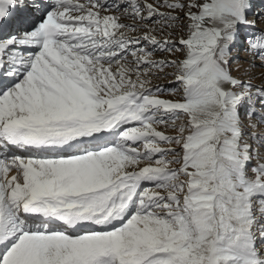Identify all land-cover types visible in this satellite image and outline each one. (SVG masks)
<instances>
[{"label": "rangeland", "instance_id": "obj_1", "mask_svg": "<svg viewBox=\"0 0 264 264\" xmlns=\"http://www.w3.org/2000/svg\"><path fill=\"white\" fill-rule=\"evenodd\" d=\"M55 1L57 2L59 0ZM76 1L78 2L74 3V5L78 7V9L72 10L73 14L85 20V22L80 25L76 23V25L72 24L68 29L71 28L70 30L72 31L76 30L75 32L77 33L82 30L86 31L84 33L85 35L82 33L79 34V39H85L81 37L83 35L90 36L89 40L96 39V42L91 44H89V40L87 42L83 41L82 44L79 45V51L85 49L90 50L88 54L92 56L93 60H96L90 64L89 69L97 73L98 76L96 77L98 79L102 77V82L104 83H99L100 85L96 86L92 84L96 82V80L91 79V81L94 80L92 83H90V81L86 82L88 87L85 83L81 84L83 80L79 77L80 74L73 73L71 67L68 65L69 63H64V61L60 60L45 65L40 61L41 58L38 60L36 57L33 61L32 69H35V67L45 69V74L49 75L48 79H54V81L61 79L62 74H64V76L66 75V84L76 86L79 90L81 87L85 86L90 88L89 91L84 90L87 97H94L99 103H97L98 107L104 110L108 108L107 102L113 99V96H120L119 93L122 94V92L133 96L139 91H141L140 93L142 94L145 89L155 87L154 95L169 96L178 94L180 97L183 95H181V92L184 93L185 85L182 82V78L187 77L189 73L186 64H188L190 59V45H188L189 42L182 43L180 39L176 41L177 38L172 40L170 34H175V37L188 35L189 38V35L194 32L196 23L201 22L196 16V13L205 5L207 0H86L87 3H85L86 1ZM88 1L94 2L88 3ZM4 6L5 8L2 15L6 16L8 11L6 5ZM82 6L88 7L84 9ZM257 7L264 11V5L260 4V6ZM257 7H251V4L246 6L245 3L242 2L240 9L241 21L230 24L224 28L220 27L219 36H216L214 30H212L216 38L212 51L213 55L216 60L224 64L226 75L237 83V88L234 89L236 94H234L233 97L238 98V100L236 102L237 104L230 112V117L234 118V122L238 127L232 129L228 126L225 134L218 135L209 141L205 138V135H207L206 132H210L212 126L217 125L219 122L218 120L225 117L226 107L220 108L218 120L216 119L210 123H201L199 126L188 119L184 114H167L162 111H154L148 113L146 118L143 117L140 120L131 119L129 122L123 123L116 131L118 135L115 141L110 145L121 151L124 164L128 162V165L125 164L121 167V172L117 171L119 175L122 173L120 177L130 174V181L128 184L138 182V186L136 187L139 189L138 193H143L145 196L140 199L138 193H136L137 195L135 193L132 195L130 200L132 204L131 208H134L133 212L140 210L141 205L138 203H146V213L150 212L148 213L149 218L151 220L154 219L152 221L156 222V224L163 225L166 229L165 233L160 235H164L168 240V251H171V246H175L174 248L179 251L186 249L187 254L185 257H183V255L180 256L181 254L179 255L180 257L175 255V258L173 256L174 259H176L174 264H177V261L181 264H216L212 263L211 256L208 257L207 251L203 249L207 244V242L202 240L203 236L205 239V237L211 233L209 236L210 238H208V243L211 242V247L208 252L213 256V252L211 251L214 249V246L217 245V242L229 244L236 237L240 236L232 215L234 212L233 208L236 207V204L239 203L242 196L249 194L246 201L249 200L248 203L253 204L251 208H255L256 210L264 208V198L252 197L250 195L254 189V185L264 182V178L261 179L263 181L259 179L261 166L264 165V126L262 128L260 125L264 123H260L258 126L262 128V130L258 127L255 129L252 127L253 123L257 124L261 120L264 122V112L262 111L261 113V111H259L260 108L264 109V96L261 92L264 91V13L259 12ZM56 11L57 9L53 10L49 17H58L59 12L57 13ZM93 11L101 17H104L105 14L108 17L110 15L113 20H116L118 29H114V27L111 26L112 22L107 17L110 23H107V25L104 23L100 24L102 27L95 26V28L98 29V31H96V29L92 27V24H96V19L93 18V21L90 23ZM260 16L262 17L260 20L262 23L261 25L257 24V19ZM125 17L133 19L137 21V23L133 24L122 21ZM46 20L50 22L51 18L44 19L41 23H44ZM85 24H88L87 27H84ZM102 28L106 31L103 32ZM123 28L127 29L123 30ZM116 30L119 32L118 34H115L117 32ZM121 31L126 34L119 37ZM99 32L104 33L102 37H99L101 36ZM176 32H179V34H176ZM65 34L67 35V33H64V35ZM97 34L99 35L97 36ZM11 35L12 38L15 36V34ZM128 35H130L128 39H130L131 42H127ZM7 37L8 36L4 37L2 40ZM77 43H81L80 40ZM95 48L97 50L96 52L99 53L93 55L95 53ZM30 49L32 48L28 50ZM52 49L54 52L53 47H49L46 52H51ZM70 50L76 51L75 46L71 45ZM234 50L237 52L232 55ZM114 55H116V57H114ZM37 56L41 57L40 55ZM97 61H99V63ZM82 63L83 61L80 64ZM105 64L107 66H105ZM202 67L203 63L199 68H195V76L199 81L198 83L208 85L211 83V74L208 72L202 73L200 71ZM109 69L114 70V73L112 71L109 72ZM84 70L88 73V68H84ZM44 75H40L41 79ZM114 77L121 78L126 83L121 85L123 89L121 87L120 90L116 89L111 80H114ZM44 79L46 83L47 79ZM63 83L64 82L61 81V83L57 82V84L54 85L60 86L62 84V86H64L65 83ZM109 83L110 86L108 85ZM34 88L33 86L30 88L33 89V92H31L32 95L35 94L34 97L37 99L41 98V92ZM150 92L152 91L147 92L146 95ZM53 93L55 94V91ZM104 93L105 95H103ZM58 94L60 95L59 92ZM60 96L62 98L64 95L62 94ZM67 97L70 96L68 95ZM139 100H141V97ZM86 102L87 101H84L83 103L85 104ZM120 104L122 105V102H120ZM120 107L121 106H119V108ZM110 123L111 121L104 117L95 122L81 124L67 132L72 135H79L85 130L93 132L100 128H107ZM87 125L91 126V128L86 129L85 126ZM125 135L133 136L134 138L131 142H128V139L125 140L123 137ZM226 136L230 138V140H233V142L230 144L226 143ZM200 158L202 162L198 164L197 162ZM203 159L207 163L203 162ZM109 162L110 161L107 160L105 164H108L111 170L113 164ZM132 166L135 169L132 170ZM147 166H151V172H144V167L146 168ZM113 173H116V171H113ZM158 173H161L163 176L153 183L152 180L155 179ZM140 175L141 177H139ZM80 177L81 175L70 176L64 174L63 176L68 186H72V188L78 190L86 184H89L86 182V175L78 179ZM92 178L93 174L89 176L90 180H92ZM110 180L112 179L110 178L109 182ZM197 187L210 190L213 196L211 198L213 199V203L216 195L219 192H225L226 189L230 191V194H233L231 197H228L230 194L227 195L226 200L232 198L236 204L230 207L231 209H222V212L221 209H219V211L217 210L219 207L214 208L213 204H211L210 209H208L209 205L206 203L208 201V196L200 194ZM124 192L126 191L121 190L118 196H120L121 193L125 194ZM216 192L218 193L216 194ZM143 203L142 205L144 206ZM15 206L18 208V204ZM220 212L229 213L231 215L230 219L225 218V220L222 218ZM202 214L207 215L203 216ZM208 217L210 220L205 221ZM159 221H163V224L158 223ZM178 223L180 224L178 225ZM251 223L252 224L247 227V229L251 231L250 233L260 228H256V225L259 224H256L254 221H251ZM259 230H261V233H259L260 238L257 239L256 247L257 245L259 247L258 242L264 240V228ZM142 231L138 236L136 233L134 234V232H132L134 235H130L129 237L133 236V239L128 237L124 242H118L117 239L112 241L115 237L110 239V242L107 240L108 243L97 241L91 243V241L88 242L86 240L88 246L85 249L88 255L82 258H77L76 255L77 264H120L123 256H125L124 254H126L125 257H127L132 252V249L135 253L132 252L133 255L130 254L131 257L129 256V258L133 259L135 257V259L132 260L133 264H143L149 255H151H146V252H161V245H163L162 243L165 244V240H161V245L156 246V241L159 242V238L161 237L157 234V231L152 232L153 229L150 230L148 227L144 228ZM30 234L34 233L30 232ZM135 235L136 237H134ZM259 235H255L254 238H257ZM129 239L131 240V244L134 241L135 246L127 243ZM112 243L116 244L113 245ZM58 244L65 245V243ZM58 244L55 242L50 243L49 241H41L40 246L42 247L36 248L37 250H35V252L24 255L19 261V264H30V261H33L34 264L35 261L36 264H43L45 261L58 260L57 254L62 253ZM125 244L126 247L124 246ZM118 245L119 247H117ZM87 249H89V251ZM54 250L56 251L54 252ZM38 256H42L38 258V260H40L39 262L35 260ZM138 256L141 257L142 260ZM30 258H35V261ZM180 258H182V260ZM183 259H185V261ZM221 260L220 264H226L224 259ZM33 262H31V264Z\"/></svg>", "mask_w": 264, "mask_h": 264}, {"label": "bare ground", "instance_id": "obj_2", "mask_svg": "<svg viewBox=\"0 0 264 264\" xmlns=\"http://www.w3.org/2000/svg\"><path fill=\"white\" fill-rule=\"evenodd\" d=\"M8 1L10 2V0H0V14L4 11V5H6V9L8 11L6 13V16H0V21H2L4 18L10 17L8 15L9 10L7 8V4L9 3ZM33 1L36 2L35 4L39 2L37 0ZM41 1L46 2L41 5V8L45 9L47 7H50V5L47 4L55 0ZM63 1L65 4L62 7L56 8V12H59L58 17L52 16L53 18L45 17L43 19H39V23H41V21H43L44 19L51 18L49 23L55 25L58 29H60L61 34L64 35V33H67V35H64L66 36L64 40L61 39L59 41L49 43L45 48L42 49V51L38 54L41 56L40 61L45 65L51 64L57 60L64 61V63L68 62V65L71 67V71L73 73L75 72L80 74V76H77L81 77V80H83L81 84H86V82L88 81L92 83L94 80L91 81V79H95L96 82L92 84L98 86L100 85L99 83H104L102 82V77H99L98 79L96 77L98 76L97 73H94V71L89 69L90 64L95 62L96 59L93 60L92 56L88 54L90 50H76V46L81 45L83 41L87 42L90 36H84V33L86 31L83 30L79 31V33L75 32L76 30L72 31L70 30L71 28L68 29L70 25H67L68 21L77 20V25L81 24L79 23L80 20L82 22H85V20L76 17L77 15L75 16L73 14L72 9L67 8V6H70L71 3H77L78 1L59 0L57 1V3ZM242 2H244L246 6H249L251 4V7H257L260 6V4L264 5V0H207L205 5L203 4L204 6L196 13V16L200 19L201 22L196 23V25L194 26V32L189 35V38L188 35H180L175 37V34H170V38L172 37V40H174V38H177L176 41L180 39L182 43L189 42L188 45H190V59L188 64H186L189 73L187 77L182 78V82L185 85V89L184 93L181 92V95L183 94L181 97L178 94H172L169 96H160L157 94L154 95L155 87L145 89L142 94L140 93L141 91H139L133 96H130L129 94H126L124 92H122V94L117 92L120 96H113V99H110L109 102H107L108 108L104 110L98 107V102L94 99V97H87V94L84 90H90V88H87L88 84H86L87 87H81L79 90L76 86H70L66 84V75L64 76V74H62L61 79H58L56 81H54V79L49 80V75L45 74V69L35 67V69L29 68L28 70H23L19 77L15 76L14 79H17V82L10 83V78L3 79V84L0 85L4 87V94L0 95V119L4 120V124H0V130H5L8 123L10 126L19 127H25L26 124H28V126H33L39 132L48 135L50 137L49 139H53L54 137H59L62 135L75 136L67 131L72 130L77 126H80L81 124L95 122L104 117L109 119L111 123L107 128H100L96 131H93L105 133L107 135L104 136L102 141L99 143L103 144L104 149H101L100 146L96 149V146H94L93 149H90L91 151H89L88 154L80 156L78 155V153L82 152V150L79 148L77 151H74L67 155H54L52 156V159H47V157H39L38 160L40 161L38 162H36L37 159L35 157L36 160H28V163L24 166L20 165V167H17L19 172L16 177L13 176L14 171H12L11 168L0 169V260L2 256V251H5L4 257L0 261V264H19V261L24 255H26L27 253L35 252V250H37L36 248L42 247L40 246L41 241H49L50 243L55 242L56 244L65 243V245L58 244L60 250L62 251V253L57 254L58 260H49L48 262L45 261L43 264H77L76 255L77 258L86 257L88 255V252L85 249L88 246L87 241H91V243L93 241L108 243V241H111L110 239L115 237L114 239H112V241L117 239L118 242H124V240H126V238H128L130 235H134L136 233L138 236L139 233L146 227H148L150 230L153 229L152 232L157 231V234L159 236H161L160 234L165 233L166 229L163 225L156 224V222L152 221L154 219L151 220L149 218L148 213L150 212L146 213V203H138L141 205L140 210H137V212H133L134 208H131L132 204L130 198L134 193H138L139 189L136 188L138 186V182L128 184V182L130 181V174L127 176L120 177V175H122V173H120L119 175V172H121V167L125 164L128 165V162L124 164L122 157L123 155L121 151L117 150L118 148L110 145H112L115 141L116 131L123 125V123L125 124L129 122V120L131 119L140 120L143 117L146 118L148 116V113L154 111H162L167 114L181 113L182 115L184 114L185 116H187L188 119L198 124L199 126L201 125V123H210L216 119L218 120V113L220 108L226 107L225 117L219 119V122L217 121V125L212 126L210 132H206L207 135H205V138L209 141H211L218 135L220 136L221 134H225L226 130L228 129V126L232 129L238 127L234 122V118L230 117V112L232 111V108L235 107V105L237 104L236 102L238 100V98L233 97V95L236 94L234 89L237 88V83H235L234 80H232L226 75V70L224 68L223 63L219 62V60H216L215 56L213 55L212 51L214 49L216 38L212 30H214L215 32V28H224L230 24L241 21L240 9ZM24 3H26V1ZM24 3H22L24 6L28 5L27 3ZM35 4H29L28 7H25L26 9L30 8V10H28V12L26 13H32V11L35 10ZM38 5L39 4H37V6ZM257 8L259 12L264 13V11L261 10L259 7ZM91 17L92 18L90 20V23L91 21H93V18H95L97 21L95 25L92 24L93 28H95V26L102 27V25H100L102 23L107 25V23H110L108 22L109 19L112 22L111 26H113L114 29H118L116 20H113L110 15L108 17L105 14L104 17H101L93 11ZM261 19L262 17L260 16L257 19V24H262L260 21ZM34 21L35 20L33 18L31 20L30 26ZM122 21L133 24L137 23V21L126 17L123 18ZM46 22L48 21L46 20L44 23ZM19 24V22L13 23L11 29L19 26ZM87 25L88 24H85L84 27H87ZM126 29L127 28H123V30ZM96 31H98V29H96ZM105 31L106 30L103 29V32ZM36 32V30L24 32L21 31V36H16L18 35L16 33L14 38L18 37L20 39L15 45H18L19 43L21 45H24L25 42H28V39L25 37L28 35H34L36 34ZM103 32L100 33L101 36L99 37H102V35L104 34ZM81 33L84 34L81 37H84L85 39L80 38L79 40L81 43L71 44L72 38L74 36L80 37L79 34ZM118 33L119 32L117 31L115 34ZM123 34L126 33L121 31L119 37ZM176 34H179V32H176ZM98 35L99 34H97V36ZM129 36L130 35L127 36V39ZM89 41V44H91L93 42H96V39ZM127 42H131L130 39H128ZM71 45L75 46L76 51H73L74 49L70 50ZM50 46H53L54 52L48 55L44 54L46 49H48V47ZM34 49L35 48H32L30 50ZM235 52L237 51L234 50L232 55L235 54ZM82 61L83 63L80 64ZM97 62L99 63V61ZM202 63L203 67L200 71L202 73L208 72L211 74V83L208 85L198 83L199 81L195 76V68H199ZM105 66L107 65L105 64ZM64 68L66 69L65 66ZM84 68H88V73L85 72ZM110 71L114 73V70L109 69V72ZM39 74L45 75L41 79V76ZM21 77L22 79L19 80ZM44 78L47 79L46 83L43 80ZM30 79L35 80V88L41 92V98L37 99L34 97L35 94L32 95L31 92H33V89H30L29 86ZM111 80L116 89L119 90L122 88L121 85L126 84L121 78L118 77H114V80ZM61 81L65 83H63L64 86H62V84L60 86L54 85L57 84V82L61 83ZM108 85L110 86V83ZM54 91L55 94L53 93ZM149 91L152 92L146 95V93ZM58 92L60 93V95L63 94L64 96L61 98ZM261 92L264 96V91ZM68 95L70 97H67ZM103 95H105V93ZM140 97L141 100H139ZM84 101L87 102L84 104ZM120 102H122V105L120 104ZM119 106L121 107L119 108ZM259 111H261L262 113V111L264 112V109L260 108ZM260 123H264L263 120H261L257 124L253 123L252 127H254L255 129L259 126ZM261 126L263 128L264 124L260 125V127ZM85 128L90 129L91 126L87 125L85 126ZM262 128L259 129L262 130ZM112 132H114V135L110 136L109 134H112ZM82 133L86 134L90 132L88 130H85ZM227 136L226 143H232L233 140H230V138H228ZM123 137L125 140L128 139V142H131L134 138L133 136L127 135ZM107 160L110 161L109 163L113 164V168L111 170L109 169L110 166H108V164H105ZM201 162L202 159H198L197 163L200 164ZM203 162L206 161L203 159ZM24 167L25 169H23ZM150 167L151 166H147L146 168L144 167V172H151ZM133 169L135 168L133 167L132 170ZM113 171H116V173H113ZM64 174L70 176L81 175V177L78 179H81L83 176L86 175V182L89 184H86L79 190L76 188H72V186H68L66 179L63 178ZM91 174H93L92 180L89 179V176ZM162 176L163 175L161 173H158V175L155 176V179L153 178L154 180H152V182L154 183L156 180H159ZM139 177H141V175ZM259 177L260 180L264 178V165L261 166ZM108 178H111L112 180H110L109 182ZM121 190H124L126 192H124L125 194H122V192L120 196H118ZM197 190L200 191V194L208 196V201L206 202L209 205L208 209H210L211 204H213L214 208L219 207L217 210L219 211V209H221L222 212V209H228L234 204H236V202L234 203V200L232 198H228L231 197L233 194H230V191L226 189L225 192H216V194H218L216 195L214 203L213 199H211L213 196L212 193H210V190L204 188L201 189L200 187H197ZM23 193H26L28 194V196H31L32 198L36 199L37 203L44 204L45 207H50L53 209L70 208L82 212H103L105 216L111 215L113 225L115 226L111 227L110 229L103 230L101 232L76 231L75 233L72 232L70 234L65 235L62 232V227L59 224L50 223L48 225L49 229L44 234H39L37 236L28 235L26 234V231L22 229L21 225L16 226L14 222L16 218V211L18 209L15 205H17L20 200L24 198ZM138 195L140 199L145 197L143 193H138ZM227 195H229L227 197L228 200H226ZM250 195L252 197L256 196L257 198H264V182L258 185H254V189L252 190ZM247 196H249V194L242 196L239 203L236 204L235 208H233L234 212L232 218L234 220L236 228L239 230V237H236L229 244H226L225 242H217V245H213L214 249H212L211 251L213 252V256L208 252L211 247V242L208 243V238H210L209 236L211 233L207 237H205V239L204 236L203 239L201 238L202 240L207 242L203 249L207 251L208 257L211 256V261H213L212 263L220 264L222 261L221 259H224L226 264H264V240L258 242L259 247L258 245L256 247L257 239L260 238L259 233H261V230L259 229L264 228V208L257 209L258 211L255 208H251L253 204L248 203L249 200L246 201ZM142 203L144 204V206L142 205ZM221 214L222 218L230 219L231 215L229 213L226 214L225 212ZM206 215L204 214L203 216ZM208 220H210L209 217L205 221ZM251 221H254L256 224H259L256 225V228H260L256 229L255 233H250L251 231L247 229V227H249L248 225L252 224ZM158 223L163 224V221H159ZM179 224L180 223H178V225ZM132 232H134V234ZM257 234L259 236L257 238H254V236ZM134 237H136V235ZM159 239V242L156 241V246L161 245V240H165V244L162 243L163 245H161L162 251H151V253L146 252V255H151H149V257L146 261L143 262V264H174L176 260L174 259L175 255L179 256L181 254L180 256H186V249H182L181 251H179L174 248L175 246H171V251H168V240L165 238L164 235L161 236ZM127 241L126 242L130 245L131 240L129 239ZM133 243L131 245L135 246V243ZM112 244L115 245L116 243ZM119 245L117 247H119ZM124 246L126 247V244ZM89 249L87 250L89 251ZM55 251L56 250H54V252ZM131 251L133 252V249ZM132 252L130 254H132ZM130 254L127 257H125L126 254H124L125 256H123V259L121 260L120 264H133L132 260L135 259V257L133 256V259L129 258V256L131 257ZM39 256L36 259L34 258L38 262L40 261L38 260V258L42 257ZM139 258L142 260L141 257ZM180 259L182 260V258ZM183 260L185 261V259ZM31 262L33 261H30V264ZM32 264H34V262ZM177 264L181 263H178L177 261Z\"/></svg>", "mask_w": 264, "mask_h": 264}, {"label": "water", "instance_id": "obj_3", "mask_svg": "<svg viewBox=\"0 0 264 264\" xmlns=\"http://www.w3.org/2000/svg\"><path fill=\"white\" fill-rule=\"evenodd\" d=\"M216 36H219V29L215 28Z\"/></svg>", "mask_w": 264, "mask_h": 264}]
</instances>
